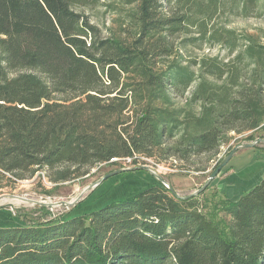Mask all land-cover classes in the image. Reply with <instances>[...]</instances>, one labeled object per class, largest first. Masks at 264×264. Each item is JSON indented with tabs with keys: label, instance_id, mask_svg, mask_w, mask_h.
Masks as SVG:
<instances>
[{
	"label": "trees",
	"instance_id": "trees-1",
	"mask_svg": "<svg viewBox=\"0 0 264 264\" xmlns=\"http://www.w3.org/2000/svg\"><path fill=\"white\" fill-rule=\"evenodd\" d=\"M229 3L241 14L264 8V0H0V189L39 171L62 183L116 161L215 157L229 133L264 129V47L247 40L260 69L251 91L234 74L225 89L200 84L186 100L193 74L170 61L176 35ZM100 5L124 13L130 30L102 38L87 14ZM205 209L158 183L80 217L0 228V264H264V178L236 202Z\"/></svg>",
	"mask_w": 264,
	"mask_h": 264
},
{
	"label": "rangeland",
	"instance_id": "rangeland-1",
	"mask_svg": "<svg viewBox=\"0 0 264 264\" xmlns=\"http://www.w3.org/2000/svg\"><path fill=\"white\" fill-rule=\"evenodd\" d=\"M230 7L232 3L222 9H216L210 17H198L193 27H188L184 34H178L173 38L175 52L170 61L188 67L195 79L184 93L183 98L186 100L190 94L196 92L200 84L207 90L225 89L230 76L234 74L239 76L238 84L244 85L248 91L256 90L260 86L259 66L247 56L246 47L248 39L264 47V8L241 14L231 11ZM87 14L90 20L98 25L102 38L118 37L125 32L124 30H130L126 27L128 20L124 13L112 12L100 5ZM201 25H203L202 28H200ZM201 30L208 36H201L199 33ZM204 64L218 67L224 73L222 79H218L217 75L213 78L208 77ZM230 90L231 94H236L237 88L233 87ZM171 94L180 93L171 92ZM262 94H264V87ZM183 98L177 96L173 98V101L183 105L185 104ZM190 109L196 110L197 107L191 104ZM227 138L230 140L220 148L219 154L215 157L201 156L190 159L188 163L168 161L155 164L153 160L139 159L134 165L131 160H122L114 164L99 165L91 169L84 177L62 183L49 182L46 174L39 171L32 179L18 182L11 189H0V198L10 195L45 204L68 203L71 205L44 207L3 198L0 200V228L44 224L55 219L80 217L107 205L132 199L159 183L148 171L138 169L142 166L155 172L178 196H188L205 184L208 177L233 148L239 145H249L256 140H264V129L241 134L229 133ZM246 150L242 154H245V157H252L255 152L253 150H258L260 153L264 151V144L260 143L253 150ZM241 152L243 150L238 151L234 156ZM227 168L228 165L197 196L200 204L206 207L205 210L214 208L221 200H228L220 193L218 185L220 175ZM122 169L132 170L112 176L97 187L85 191L107 174ZM219 217L223 215L220 214Z\"/></svg>",
	"mask_w": 264,
	"mask_h": 264
},
{
	"label": "crops",
	"instance_id": "crops-1",
	"mask_svg": "<svg viewBox=\"0 0 264 264\" xmlns=\"http://www.w3.org/2000/svg\"><path fill=\"white\" fill-rule=\"evenodd\" d=\"M244 151L247 150L233 156L218 182L220 193L232 202H236L264 178V152L253 150L252 157H245L242 154Z\"/></svg>",
	"mask_w": 264,
	"mask_h": 264
},
{
	"label": "water",
	"instance_id": "water-1",
	"mask_svg": "<svg viewBox=\"0 0 264 264\" xmlns=\"http://www.w3.org/2000/svg\"><path fill=\"white\" fill-rule=\"evenodd\" d=\"M264 144V140L260 139V140H256L254 142H252L249 145H239L236 146L235 148H233V150L228 154V156L223 160V162L216 168V170L208 177L207 181L205 182V184L200 187L198 190H196L195 192H193L192 194L185 196V197H180L178 196L174 190L172 188H170L163 180L162 178H160L158 175L155 174V172L151 171L148 167H139L138 169H142V170H146L148 171L153 177H155L158 182L163 185L165 188H167V190L176 198L180 199V200H189L192 198H195L197 196H199L211 183V181L213 179L216 178V176L220 173V171L229 163V161L233 158V156L240 150H246V149H253L255 146H257L258 144ZM132 170V169H131ZM128 169H122V170H118L115 172H112L110 174H107L106 176L102 177L100 180L96 181L95 183H93L92 185H90L85 191H88L90 189H93L95 187H97L98 185H100L103 181H105L106 179L115 176V175H119L122 174L123 172H127V171H131ZM3 198H11V199H15V200H19L22 202H26L29 203L31 205H38V206H46V207H54V206H69L71 204L68 203H55V204H45V203H40V202H35V201H30V200H26V199H22L19 197H15V196H10V195H6L3 196L2 198H0V200H2Z\"/></svg>",
	"mask_w": 264,
	"mask_h": 264
},
{
	"label": "bare ground",
	"instance_id": "bare-ground-1",
	"mask_svg": "<svg viewBox=\"0 0 264 264\" xmlns=\"http://www.w3.org/2000/svg\"><path fill=\"white\" fill-rule=\"evenodd\" d=\"M6 199H11V198H6Z\"/></svg>",
	"mask_w": 264,
	"mask_h": 264
}]
</instances>
